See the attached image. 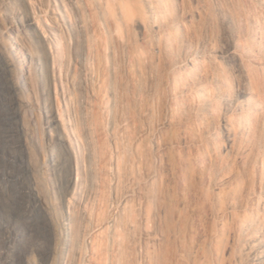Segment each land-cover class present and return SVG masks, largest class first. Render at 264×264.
Segmentation results:
<instances>
[{
	"label": "bare ground",
	"instance_id": "6f19581e",
	"mask_svg": "<svg viewBox=\"0 0 264 264\" xmlns=\"http://www.w3.org/2000/svg\"><path fill=\"white\" fill-rule=\"evenodd\" d=\"M13 1L20 5L15 20L19 27L3 24L20 70L34 63L40 66L34 89L38 100L43 92L39 103L45 112L44 124L32 108L19 109L18 121L34 143L39 142V129H44L58 152L47 167L48 181L65 217L56 227L52 264H264V211L257 219L247 211L237 213L229 204L234 200L211 193L207 184L212 174H195L194 164L176 147L175 129L169 128L175 115L160 123L155 119L152 105L163 94L169 95L176 112L191 111V128L201 147L196 159L206 166L221 156L218 130L211 124L220 102L234 103L238 111L228 108L220 126L228 138L247 129L252 136L262 127L260 102L247 104L227 93L219 77L208 76L207 50L185 37L175 0H69L80 13V23L65 25L68 36L77 40L76 61L86 66L95 59L99 62L97 70L85 74V108L92 109L82 113L79 128L65 118L58 91L68 46L59 23L69 22L67 7L54 17L53 39L37 21L31 0ZM257 2L264 9V0ZM86 17L92 28L99 29L95 35L87 28ZM1 25L0 21V29ZM21 30L42 48L41 55L21 40ZM235 36L232 32L230 40L240 46ZM111 48L118 54H113L106 77L100 67ZM208 53L215 63L212 51ZM238 62L247 72L241 56ZM129 91L136 97L130 98L126 114L119 113L126 124L99 109V104L107 107ZM184 126L188 129L187 122ZM199 127L202 134L197 133ZM11 175L0 171L2 200L11 199L4 190ZM31 187L37 200L49 207L46 185L34 178ZM251 200L250 209L260 205L256 194ZM8 206L0 204V216L5 217Z\"/></svg>",
	"mask_w": 264,
	"mask_h": 264
},
{
	"label": "rangeland",
	"instance_id": "374dc122",
	"mask_svg": "<svg viewBox=\"0 0 264 264\" xmlns=\"http://www.w3.org/2000/svg\"><path fill=\"white\" fill-rule=\"evenodd\" d=\"M36 11L37 21L47 33L54 39L51 33V25L59 15L58 10L67 7L69 22L61 21L59 28L64 41L68 44L64 53V66L62 69L63 84L58 73V91L62 107L66 109L65 118L72 119L71 123L80 126L83 114H87L85 108L87 96L85 74L89 70L99 68L98 59L89 65L76 61L78 50L74 36H68L65 25L80 23V13L69 3L63 0V4H56L55 0H31ZM176 14L181 17L185 26V37L200 48L207 50L205 65L208 76L219 77L225 91L238 96L247 104L260 102L264 106V9H261L257 0H175ZM20 5L13 0H0V171L1 174H12L11 181L4 184L5 192L11 196L10 201L0 200L1 206H8L5 217L0 216V264H52L55 255V231L61 225L65 217V210L59 207L50 191L47 170L51 156L58 153L50 142L44 129H39V142L34 143L31 136L26 133L18 121V111L22 108H32L35 116L41 124H44L45 112L40 107V99L43 92H39V100L35 85L38 82V70L40 66L34 63L31 67H23L20 70L19 58L15 61L12 41L5 24L9 23L19 27L16 16ZM88 18V17H86ZM9 19V22H8ZM87 28L92 35L99 29L91 27V20H87ZM96 29V30H95ZM100 31H103L101 26ZM21 40L36 55H41L42 48L30 40L21 30ZM235 32L236 40L240 46H234L230 40V34ZM76 35V34H75ZM209 50L215 63L209 59ZM110 52L112 54H110ZM14 54V55H13ZM116 56V48L105 52L103 63L100 67L109 77L112 69V56ZM241 56L247 63L248 71L240 67L238 58ZM75 64H78L75 67ZM119 67V64H116ZM59 70V69H57ZM27 76L26 82L20 80ZM209 87L214 83L208 82ZM64 88V89H63ZM65 95V97H64ZM41 97V98H40ZM136 96L129 91L117 102L99 104V109L107 113L117 115L120 123L126 122L120 118L121 110L128 112L130 98ZM155 119L159 123L175 115L170 127L175 129V141L177 148L183 151L185 156L194 164L195 174H212L208 189L221 200L229 203L232 210L237 213L247 211L249 215L257 219L264 211V108L259 109L262 119V127L255 135L237 132L228 138V132L223 127L224 116L228 108L236 110L235 104L228 106L226 101L220 102L219 108L213 114L211 124L217 128L220 158L218 162L209 165H200L197 155L201 152L200 142L194 138L193 125L194 114L176 112L171 104L168 94H163L152 105ZM110 109V110H109ZM83 113V114H82ZM238 117V115H237ZM241 118V115H239ZM187 122L188 129L184 126ZM72 125V124H69ZM189 130V132L187 131ZM197 133L202 134L199 127ZM110 135V134H109ZM254 135V137H253ZM198 136V135H197ZM202 138H205L201 135ZM196 137V135H195ZM53 148V149H52ZM256 156L258 160H256ZM32 157L34 160L32 162ZM33 163V166L31 164ZM222 174V175H220ZM261 176V179H260ZM41 180L47 188L49 207L37 200V196L31 187L32 180ZM260 197V205L250 209L251 197ZM5 202V203H4ZM6 204V205H4ZM217 215V214H216ZM60 228V227H59Z\"/></svg>",
	"mask_w": 264,
	"mask_h": 264
}]
</instances>
